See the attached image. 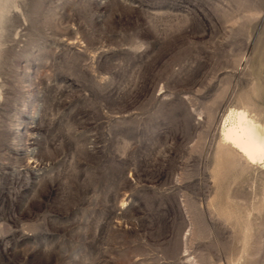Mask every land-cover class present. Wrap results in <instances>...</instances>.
<instances>
[{
  "label": "rangeland",
  "instance_id": "1",
  "mask_svg": "<svg viewBox=\"0 0 264 264\" xmlns=\"http://www.w3.org/2000/svg\"><path fill=\"white\" fill-rule=\"evenodd\" d=\"M0 264H264V0H12L0 22Z\"/></svg>",
  "mask_w": 264,
  "mask_h": 264
},
{
  "label": "bare ground",
  "instance_id": "2",
  "mask_svg": "<svg viewBox=\"0 0 264 264\" xmlns=\"http://www.w3.org/2000/svg\"><path fill=\"white\" fill-rule=\"evenodd\" d=\"M11 1L0 0V22ZM221 138L249 163L264 164V123L247 110L230 109L223 115Z\"/></svg>",
  "mask_w": 264,
  "mask_h": 264
}]
</instances>
